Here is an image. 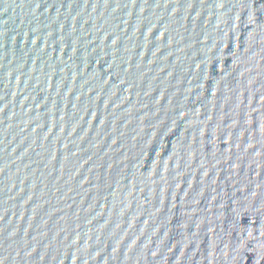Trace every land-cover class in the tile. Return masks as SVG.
I'll use <instances>...</instances> for the list:
<instances>
[{"label": "water", "instance_id": "1", "mask_svg": "<svg viewBox=\"0 0 264 264\" xmlns=\"http://www.w3.org/2000/svg\"><path fill=\"white\" fill-rule=\"evenodd\" d=\"M0 264H264V0H0Z\"/></svg>", "mask_w": 264, "mask_h": 264}]
</instances>
